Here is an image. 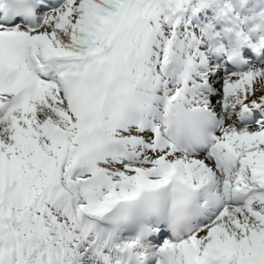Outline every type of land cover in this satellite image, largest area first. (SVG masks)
<instances>
[{"label": "snow or ice", "instance_id": "6c2138e0", "mask_svg": "<svg viewBox=\"0 0 264 264\" xmlns=\"http://www.w3.org/2000/svg\"><path fill=\"white\" fill-rule=\"evenodd\" d=\"M0 264H264V0H0Z\"/></svg>", "mask_w": 264, "mask_h": 264}]
</instances>
